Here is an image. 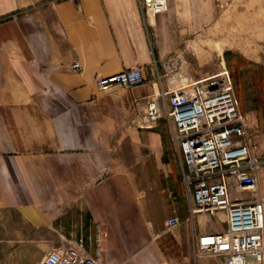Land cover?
Returning a JSON list of instances; mask_svg holds the SVG:
<instances>
[{
    "label": "crops",
    "instance_id": "crops-1",
    "mask_svg": "<svg viewBox=\"0 0 264 264\" xmlns=\"http://www.w3.org/2000/svg\"><path fill=\"white\" fill-rule=\"evenodd\" d=\"M192 22L177 0L149 17L137 0H0L5 264H33L38 239L50 241L46 254L80 240L93 252L99 223L106 232L104 264H157L151 240L164 234L171 215L188 216L189 201L176 160L165 156L161 130L141 127L137 109L168 88L166 48H179L194 31ZM258 31L264 35V24ZM261 48L232 50L264 63ZM134 67L143 68L144 84L96 87L97 77ZM213 220L207 226L198 217L195 233L216 228Z\"/></svg>",
    "mask_w": 264,
    "mask_h": 264
},
{
    "label": "built area",
    "instance_id": "built-area-1",
    "mask_svg": "<svg viewBox=\"0 0 264 264\" xmlns=\"http://www.w3.org/2000/svg\"><path fill=\"white\" fill-rule=\"evenodd\" d=\"M139 6L160 13L168 0H138ZM79 63L74 67L78 68ZM143 68H125L97 77V87L109 91L117 85L132 88L146 82ZM194 90L162 91L146 99L138 108L139 124L153 127L167 110L172 121L175 160L189 201L191 219L205 213L211 219L219 212L226 215L224 229L192 235L194 264L264 263V194L258 169L263 161L253 154L250 129L241 112L228 71L193 82ZM170 100L165 106L161 99ZM194 104L198 111L182 118L179 111ZM249 195V196H248ZM179 215L166 220L168 228L182 224ZM96 245L91 252L83 240L63 243L51 250L41 264H104L103 224L97 225ZM214 259V263L204 260Z\"/></svg>",
    "mask_w": 264,
    "mask_h": 264
},
{
    "label": "rangeland",
    "instance_id": "rangeland-1",
    "mask_svg": "<svg viewBox=\"0 0 264 264\" xmlns=\"http://www.w3.org/2000/svg\"><path fill=\"white\" fill-rule=\"evenodd\" d=\"M177 2L184 16L186 15L188 20L193 21L194 31L190 32L188 37L179 40L181 43L179 48H166L167 58L170 59L168 60L170 66L168 75L174 80L179 78L178 82L181 78L202 80L207 76L217 74L222 65L225 67L235 88L239 108L250 129L253 154L263 161L258 172L264 194V177L260 175L264 171V63L250 62L232 50H241L247 54H253L259 50L261 52L264 35L258 37L261 34L258 28L264 24V0H177ZM235 13L240 17L238 23H233L232 20ZM223 16L226 19L223 29L225 35L220 32L223 26V23L221 24ZM165 42L169 41L165 40ZM160 74L161 80H158L160 83L163 82L162 86H166V75L162 71ZM163 90L167 89L163 87ZM163 112L164 116L156 126L141 127L160 129L164 137L165 156L169 155L175 160L176 147L173 141L172 121L167 117V110ZM139 116L142 118L141 115ZM178 167L180 170V164ZM220 213L225 217L224 213ZM198 217L202 222L206 220L208 226L207 214L197 213L191 219L190 212L185 219H182V224L176 227L168 228L164 224V234L152 239L148 246L156 250L157 264H194L192 235L196 225H200L197 221ZM213 221L216 222V230L223 229L225 226L216 218ZM209 230L210 228L207 227L206 231ZM97 233L98 230H96ZM49 242L42 239L34 240L33 264H41L46 254L45 247ZM104 242L105 240L103 241L105 249ZM92 243L95 247L96 237ZM19 245L20 241L16 246L19 247ZM1 246L2 250H5V242H2ZM3 253L7 252L1 251L0 262L5 264L8 256ZM204 260L214 263L211 257H206Z\"/></svg>",
    "mask_w": 264,
    "mask_h": 264
},
{
    "label": "bare ground",
    "instance_id": "bare-ground-1",
    "mask_svg": "<svg viewBox=\"0 0 264 264\" xmlns=\"http://www.w3.org/2000/svg\"><path fill=\"white\" fill-rule=\"evenodd\" d=\"M138 1V0H137ZM170 3H171V0H168V9L166 10V11H163V12H160V13H164V12H168V10H169V8H170ZM138 5H139V3H138ZM139 8H140V10H141V12H142V14H143V16H145V17H149V16H151V15H156V14H159V13H153L152 11H148V9L146 8V7H141V6H139ZM73 68L75 69V70H77V69H79L80 68V66L78 67V68H75L74 66H73ZM220 72V71H219ZM218 72V73H219ZM217 73V74H218ZM158 77V79L159 80H161V77L158 75L157 76ZM169 79L171 80L170 82H168V88H167V90L168 89H172V90H174V91H179V92H183V93H186V92H190V91H193L194 90V87H193V82L194 81H199L198 79L196 80V79H194V78H186V79H180V81L178 82V80H179V78L178 79H176V80H174V79H171V76H169ZM144 84V83H143ZM142 85V84H141ZM96 87H97V84H96ZM117 87H124V88H127V87H125V86H120V85H117V86H115L114 88H117ZM136 87V86H135ZM98 88V87H97ZM133 88V87H132ZM99 89V88H98ZM113 89V88H112ZM100 90V89H99ZM167 90H163V91H167ZM101 91V90H100ZM110 91V90H109ZM168 97V96H167ZM166 96H164L162 99H161V103H162V105H166L167 103H170V100L167 98ZM149 98V97H148ZM147 98V99H148ZM198 111V108L194 105V104H190L189 106H187L186 108H183V109H181L180 111H179V115H180V117H182V118H188V117H190V116H192V115H194L196 112ZM245 117V116H244ZM245 121H246V123H247V120H246V118H245ZM175 155H176V153H175ZM263 193V192H262ZM222 213H224V212H222ZM218 214H221L220 212L219 213H217L215 216H213L211 219H209V222H212V220L214 219V218H216V217H220V216H222L223 217V215L221 214L220 216H218ZM225 214V213H224ZM225 218H226V215H225V217H223V220H221V219H219L220 220V222L221 223H224V228L226 227V222H225ZM167 226V225H166ZM209 228H210V230H212V229H215L214 227H211L210 226V224H209ZM223 228V229H224ZM49 253V252H48ZM47 253V254H48ZM46 254V255H47ZM264 264V263H263Z\"/></svg>",
    "mask_w": 264,
    "mask_h": 264
}]
</instances>
